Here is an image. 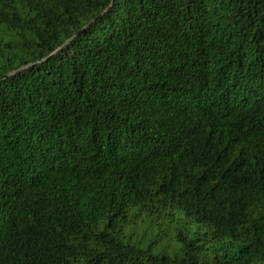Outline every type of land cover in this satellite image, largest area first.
<instances>
[{
  "label": "trees",
  "instance_id": "1",
  "mask_svg": "<svg viewBox=\"0 0 264 264\" xmlns=\"http://www.w3.org/2000/svg\"><path fill=\"white\" fill-rule=\"evenodd\" d=\"M0 264H264V0H0Z\"/></svg>",
  "mask_w": 264,
  "mask_h": 264
}]
</instances>
